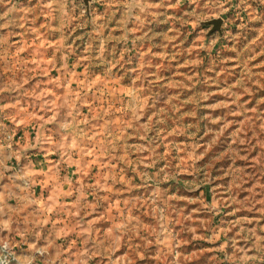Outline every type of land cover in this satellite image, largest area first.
Instances as JSON below:
<instances>
[{
    "label": "rangeland",
    "instance_id": "rangeland-1",
    "mask_svg": "<svg viewBox=\"0 0 264 264\" xmlns=\"http://www.w3.org/2000/svg\"><path fill=\"white\" fill-rule=\"evenodd\" d=\"M41 2L0 0V264H264V0Z\"/></svg>",
    "mask_w": 264,
    "mask_h": 264
},
{
    "label": "crops",
    "instance_id": "crops-1",
    "mask_svg": "<svg viewBox=\"0 0 264 264\" xmlns=\"http://www.w3.org/2000/svg\"><path fill=\"white\" fill-rule=\"evenodd\" d=\"M49 1L50 0H43V2H45V4L46 3H49ZM43 2H41V3H43ZM57 3H61V4H63V5H65V6H67L68 8H70L71 9V6L70 5H68V3H67V0H57ZM8 11V10H7ZM58 35H61V33H57L56 35H53V36H51L50 38L51 39H54V38H57V36ZM24 43H25V38H24V41L19 45V46H17V48H16V50H15V54L16 55H19V52L20 51H22V49H23V46H24ZM43 57H47V55H46V50H44V56ZM62 87H63V85H61ZM62 87H59V86H56V87H53V88H51V89H53V90H55V89H61ZM68 87V86H67ZM49 143V142H48ZM47 143V145H46V147H49V144ZM42 151V150H41ZM40 151V152H41ZM50 153L51 152V150H46V153ZM42 154V153H41ZM44 154V153H43ZM103 171H107V169L106 170H103ZM101 173H98V175L96 176V177H94L93 178V180L90 182L91 183V185L92 186H102V187H104L105 185H106V182H108L109 180H107V179H105V177H104V175L103 176H101L100 175ZM92 194V193H91ZM101 195H103V194H101ZM92 196L93 197H95L96 198V196H94L93 194H92ZM102 202L104 201L103 199L101 200ZM139 243H141V244H143V240H137ZM142 251V250H141Z\"/></svg>",
    "mask_w": 264,
    "mask_h": 264
},
{
    "label": "water",
    "instance_id": "water-1",
    "mask_svg": "<svg viewBox=\"0 0 264 264\" xmlns=\"http://www.w3.org/2000/svg\"><path fill=\"white\" fill-rule=\"evenodd\" d=\"M85 2V4L87 5L88 4V1L89 0H83ZM211 23L215 24L217 27L220 26V23H221V19H214L211 21ZM216 28V27H215Z\"/></svg>",
    "mask_w": 264,
    "mask_h": 264
}]
</instances>
